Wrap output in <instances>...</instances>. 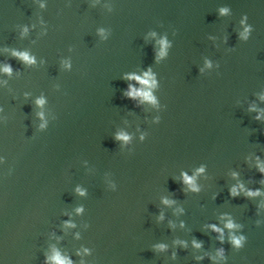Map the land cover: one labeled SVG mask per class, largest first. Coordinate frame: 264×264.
<instances>
[{"label":"water","instance_id":"obj_1","mask_svg":"<svg viewBox=\"0 0 264 264\" xmlns=\"http://www.w3.org/2000/svg\"><path fill=\"white\" fill-rule=\"evenodd\" d=\"M60 261L264 264V0H0V264Z\"/></svg>","mask_w":264,"mask_h":264},{"label":"clouds","instance_id":"obj_2","mask_svg":"<svg viewBox=\"0 0 264 264\" xmlns=\"http://www.w3.org/2000/svg\"><path fill=\"white\" fill-rule=\"evenodd\" d=\"M22 58H23L24 60H26V61L29 60V57L27 56V54H23ZM5 71L10 72L11 70H10V69H5ZM137 79H139V78L137 77ZM142 83H147V81H146V80H145V81H142ZM122 138H123V139H127V137H122ZM186 179H187V178H186ZM187 182L191 183V180L188 179ZM229 227H231V225H229ZM235 243H236V244H239L240 241H239V240H236ZM56 259H57V260H60V258H59L58 256L56 257ZM60 264H63V261H60Z\"/></svg>","mask_w":264,"mask_h":264}]
</instances>
